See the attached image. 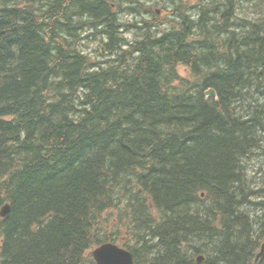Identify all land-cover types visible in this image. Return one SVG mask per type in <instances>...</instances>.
I'll list each match as a JSON object with an SVG mask.
<instances>
[{
    "label": "trees",
    "instance_id": "trees-1",
    "mask_svg": "<svg viewBox=\"0 0 264 264\" xmlns=\"http://www.w3.org/2000/svg\"><path fill=\"white\" fill-rule=\"evenodd\" d=\"M170 1L162 18L142 0H0V264H96L108 241L135 264L254 263L264 0ZM95 33L105 62L82 47Z\"/></svg>",
    "mask_w": 264,
    "mask_h": 264
},
{
    "label": "rangeland",
    "instance_id": "rangeland-1",
    "mask_svg": "<svg viewBox=\"0 0 264 264\" xmlns=\"http://www.w3.org/2000/svg\"><path fill=\"white\" fill-rule=\"evenodd\" d=\"M142 1H143L142 4H144V7L146 8V10H147V8L149 9V11L147 10V12L153 11L154 13H156L155 7L157 6V10L159 11V13H156V14H159L162 18L164 17V12L166 10L172 9L173 8L172 6L174 5V3H172L170 0H142ZM256 1H258V0H256ZM194 11L195 10L192 8L191 14L195 13ZM147 12L144 9H142V12H138L137 16L130 14L128 11L127 12L124 11L123 15H121V12H120L119 15H120V18L122 20L128 19L129 21L131 20V22H132L133 20H139V21L143 20L145 18L146 14H148ZM171 16H173V14H168L167 18H169ZM176 20L179 21V19H176ZM125 30H126V32H124L125 37H128L129 39H132L135 37L136 30L131 29V28L129 30L126 28ZM86 33H89V32H86ZM94 36H97L100 39V34L95 33ZM103 38L106 39V37H103ZM88 39H90V42H88L87 40L82 38V40H81L83 43L82 47L86 46V49H84V50L90 56L92 55L97 60H100V58L97 56V54L88 48V46H92V49H93L95 41H97V40H94V37L93 38L90 37ZM85 41H86V43H85ZM100 41H101V39H100ZM179 71L183 77L193 78V73L190 70L186 69L185 66L180 65ZM90 264H93V263H90Z\"/></svg>",
    "mask_w": 264,
    "mask_h": 264
},
{
    "label": "water",
    "instance_id": "water-1",
    "mask_svg": "<svg viewBox=\"0 0 264 264\" xmlns=\"http://www.w3.org/2000/svg\"><path fill=\"white\" fill-rule=\"evenodd\" d=\"M206 94H213L216 95V91L213 88H210L206 91ZM9 210V205L6 204L2 207L0 212L1 215H6ZM264 251V244L263 250L258 255L259 258ZM97 264H133V258L129 251H125L123 248L119 247L113 243H104L97 247L92 252Z\"/></svg>",
    "mask_w": 264,
    "mask_h": 264
},
{
    "label": "bare ground",
    "instance_id": "bare-ground-1",
    "mask_svg": "<svg viewBox=\"0 0 264 264\" xmlns=\"http://www.w3.org/2000/svg\"><path fill=\"white\" fill-rule=\"evenodd\" d=\"M155 11H156V13H159V11L157 10V6L155 7ZM123 13L124 12H121V15H123ZM125 22L127 21V23L128 22H130V23H133V22H135V21H138V22H140L139 20H133L132 22H131V20L129 21L128 19L127 20H124ZM140 25V24H139ZM101 42H107V40L106 39H102L101 40ZM210 88H213V87H210ZM214 89V91H216V89L215 88H213ZM238 91H240L239 89H238ZM205 95H206V98L208 99L209 97H215V99L216 100H218V93H217V91H216V95H213V94H211V95H208V94H206V92H205ZM1 210H2V208L0 209V212H1ZM10 210V209H9ZM9 210H8V212H7V214L9 213ZM0 216H2V217H5L6 215H1L0 214ZM263 244H264V241H263V243H262V246H261V249H260V251L258 252V254L256 255V257H255V260H254V263L253 264H257L259 261H260V259L262 258V255L264 254V251H263V254L259 257V258H257L258 257V255L261 253V251L263 250ZM125 251H129L130 253H131V255H132V258H133V264H135L134 263V255H133V253L129 250V249H127L126 247H123V246H121ZM91 255H92V251H91ZM204 259H205V256H203V255H199L198 257H197V261L198 262H203L204 261ZM94 261H95V263L97 264V262H96V260L94 259Z\"/></svg>",
    "mask_w": 264,
    "mask_h": 264
},
{
    "label": "flooded vegetation",
    "instance_id": "flooded-vegetation-1",
    "mask_svg": "<svg viewBox=\"0 0 264 264\" xmlns=\"http://www.w3.org/2000/svg\"><path fill=\"white\" fill-rule=\"evenodd\" d=\"M262 246V245H261ZM260 249H261V247H260ZM260 251V250H259ZM258 251V252H259ZM258 252H257V254H258ZM261 261H262V263H263V261H264V254L262 255V259H261Z\"/></svg>",
    "mask_w": 264,
    "mask_h": 264
}]
</instances>
